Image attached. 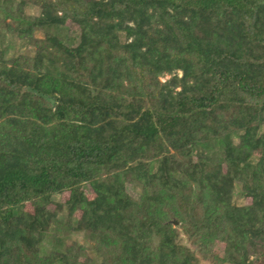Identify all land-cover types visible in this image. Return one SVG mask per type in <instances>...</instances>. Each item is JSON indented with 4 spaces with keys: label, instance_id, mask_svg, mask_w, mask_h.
Instances as JSON below:
<instances>
[{
    "label": "trees",
    "instance_id": "1",
    "mask_svg": "<svg viewBox=\"0 0 264 264\" xmlns=\"http://www.w3.org/2000/svg\"><path fill=\"white\" fill-rule=\"evenodd\" d=\"M0 264H264V0H0Z\"/></svg>",
    "mask_w": 264,
    "mask_h": 264
},
{
    "label": "rangeland",
    "instance_id": "2",
    "mask_svg": "<svg viewBox=\"0 0 264 264\" xmlns=\"http://www.w3.org/2000/svg\"><path fill=\"white\" fill-rule=\"evenodd\" d=\"M29 13H35L36 9H29ZM73 31H77L76 26L71 25L70 26ZM77 35V32H74V36ZM14 52H19L21 50L20 47L16 46L14 49ZM140 186L137 183H132L129 185L128 192L131 196L137 197L139 194ZM66 193L58 195L56 197L57 201L59 203H62L63 200L66 198ZM233 203L239 205L242 203V200L238 197L233 198ZM29 209V204L24 205V210ZM60 215H64V211H59ZM50 231L52 233H57L58 237L47 235L45 240L41 244V251L43 253L47 252L50 249L54 248H60L62 246H67L71 244L72 242H77L80 244L88 245L91 242V238L89 237V233L85 230H77L75 228V222L72 220L70 224L64 223L62 220L57 221L53 226H51ZM218 247L221 249L222 245L218 244ZM84 255L86 257H91L92 252L89 249H86L84 252ZM97 260H94L91 263H95Z\"/></svg>",
    "mask_w": 264,
    "mask_h": 264
},
{
    "label": "water",
    "instance_id": "3",
    "mask_svg": "<svg viewBox=\"0 0 264 264\" xmlns=\"http://www.w3.org/2000/svg\"><path fill=\"white\" fill-rule=\"evenodd\" d=\"M175 223V222H174Z\"/></svg>",
    "mask_w": 264,
    "mask_h": 264
}]
</instances>
